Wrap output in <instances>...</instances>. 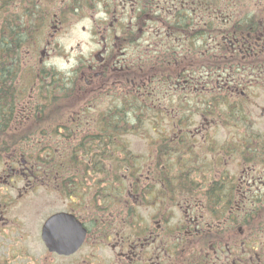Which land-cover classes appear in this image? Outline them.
I'll return each instance as SVG.
<instances>
[{
	"label": "flooded vegetation",
	"instance_id": "af4514ba",
	"mask_svg": "<svg viewBox=\"0 0 264 264\" xmlns=\"http://www.w3.org/2000/svg\"><path fill=\"white\" fill-rule=\"evenodd\" d=\"M247 1L66 5L101 27L97 55L68 73L88 89L91 113L71 119L83 127L68 137L74 151L86 141L87 161L54 167L6 154L0 264H264V0ZM114 98L161 111L130 121L167 130L154 135L146 155L123 151L107 168L90 147L99 125L117 121L99 117ZM41 102L38 93L20 96L13 128L42 122L30 117ZM44 138L36 136L43 153ZM51 194L53 209L39 198ZM38 204L43 213L34 221ZM58 215L63 221L48 230Z\"/></svg>",
	"mask_w": 264,
	"mask_h": 264
},
{
	"label": "trees",
	"instance_id": "16d2710c",
	"mask_svg": "<svg viewBox=\"0 0 264 264\" xmlns=\"http://www.w3.org/2000/svg\"><path fill=\"white\" fill-rule=\"evenodd\" d=\"M52 11L43 0H0V161L3 156L16 150L28 154V161L32 165L71 167L86 164V141L78 140L81 148L74 151L68 140L73 126L83 127V123L75 124L71 119L85 118L91 113L86 106L88 89L85 83L75 82L68 74L42 64L26 66L43 45L41 38L49 32ZM82 65L83 62L78 67ZM24 68L27 70L20 71ZM31 92L38 93L42 102L38 105L34 103L30 117H41L43 121L29 122L14 129L10 120L18 99ZM9 94L13 98L17 97V100L8 105ZM119 102L117 98L112 99L107 104L109 107L99 113L101 118L117 121L99 125V128H104L98 130L101 137L94 139L90 147L96 152L92 158L97 161V165L107 168L116 164L120 152L129 150L125 140L127 134L137 133L144 127L157 129L159 126L141 121L134 123L130 119L162 117L161 111L141 108L144 105L142 100H124L121 105ZM40 132L45 136L42 140L44 153L39 151V140L36 139ZM31 134L33 137L29 136ZM25 135H28L26 140L19 139ZM103 160H107V163ZM107 175L111 176L108 169Z\"/></svg>",
	"mask_w": 264,
	"mask_h": 264
},
{
	"label": "rangeland",
	"instance_id": "374dc122",
	"mask_svg": "<svg viewBox=\"0 0 264 264\" xmlns=\"http://www.w3.org/2000/svg\"><path fill=\"white\" fill-rule=\"evenodd\" d=\"M74 0H43L46 6H49L53 11V20L51 21L49 32H47L43 40V45L37 52L35 57H31L27 65L34 66V64H42L49 69L54 68L64 74L78 67V62L87 56H96L99 47L96 42L100 41L101 27H92L88 21L89 12L83 11L81 16H76L74 10L69 12L66 5H70ZM78 5L84 6L87 0H75ZM221 3L226 4L228 0H221ZM250 3V0L247 1ZM49 4V5H47ZM51 12V13H52ZM92 15H95L93 11ZM104 30V29H103ZM102 30V31H103ZM24 66V67H26ZM27 68V67H26ZM253 117H260V110H251ZM167 127L159 125L157 129L144 127L139 132L126 136L125 140L129 150L134 155H146V150L151 148L150 143L156 137L155 134H164ZM9 156H3L0 161V166L9 164ZM19 160V158H18ZM11 164V163H10ZM17 163H12L15 165ZM40 201L45 202L52 207L57 206V198L54 195L40 196ZM38 199V198H37ZM37 210H32L30 215L34 221H40L37 212L43 213L42 204H38Z\"/></svg>",
	"mask_w": 264,
	"mask_h": 264
},
{
	"label": "water",
	"instance_id": "95a60500",
	"mask_svg": "<svg viewBox=\"0 0 264 264\" xmlns=\"http://www.w3.org/2000/svg\"><path fill=\"white\" fill-rule=\"evenodd\" d=\"M58 220L63 221V218H62L61 215H58V216H54V217H52V218L48 221L47 229H48V230H52V229H53V225H54V223H55L56 221H58Z\"/></svg>",
	"mask_w": 264,
	"mask_h": 264
}]
</instances>
